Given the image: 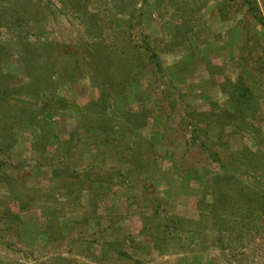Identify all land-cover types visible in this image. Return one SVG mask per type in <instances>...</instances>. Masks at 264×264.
I'll use <instances>...</instances> for the list:
<instances>
[{
  "label": "rangeland",
  "instance_id": "374dc122",
  "mask_svg": "<svg viewBox=\"0 0 264 264\" xmlns=\"http://www.w3.org/2000/svg\"><path fill=\"white\" fill-rule=\"evenodd\" d=\"M256 15L0 0V264H264Z\"/></svg>",
  "mask_w": 264,
  "mask_h": 264
},
{
  "label": "trees",
  "instance_id": "16d2710c",
  "mask_svg": "<svg viewBox=\"0 0 264 264\" xmlns=\"http://www.w3.org/2000/svg\"><path fill=\"white\" fill-rule=\"evenodd\" d=\"M250 9H251V10H254V5H251V6H250ZM256 18H257V20L260 21L261 23H264L262 17L256 15ZM156 57H157V55H156L155 53H153L152 56H151V58H153V59L156 60L157 67H160L159 64H158V61H157ZM216 155H217V153L214 154V156H216ZM216 160H217L218 162L221 161L220 158H217ZM220 163H221V162H220ZM222 165H223V164H222Z\"/></svg>",
  "mask_w": 264,
  "mask_h": 264
}]
</instances>
